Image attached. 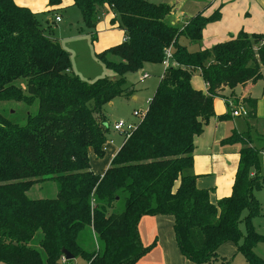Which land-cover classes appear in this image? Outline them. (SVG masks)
Returning <instances> with one entry per match:
<instances>
[{
  "label": "trees",
  "instance_id": "16d2710c",
  "mask_svg": "<svg viewBox=\"0 0 264 264\" xmlns=\"http://www.w3.org/2000/svg\"><path fill=\"white\" fill-rule=\"evenodd\" d=\"M47 1L49 14L62 3ZM72 1L92 30L100 11L110 9L112 23L128 38L96 55L117 80L86 82L71 75L70 55L38 15L15 0H0V104L39 103L37 114L24 125L0 115V264H75L78 259L137 264L154 247L141 242L139 224L145 216L174 218L178 248L194 264H230L218 255L227 243L236 245L248 264H264L254 251L264 236L252 225L261 214L255 193L264 189V175L261 151L252 147L250 132H233L223 141L242 146L230 197L215 204L209 191L198 189L197 177L183 175L194 166L195 138L215 116V98L236 100L235 88L264 80V35L241 31L192 53L181 38L200 45L205 27L221 19L220 10L209 18L198 14L178 29L166 22L174 10L169 5ZM168 48L178 66L164 70L143 121L107 171L94 173L89 151L103 159L109 131L104 107L132 97L125 76L146 64L162 65ZM196 73L207 84V93L193 88ZM22 83L26 91L18 86ZM226 89L230 97L223 96ZM243 102L248 118L256 119L259 100ZM44 182L57 186L56 198L29 199L27 193ZM121 199L124 210L119 213ZM63 250L74 260L64 262Z\"/></svg>",
  "mask_w": 264,
  "mask_h": 264
},
{
  "label": "rangeland",
  "instance_id": "374dc122",
  "mask_svg": "<svg viewBox=\"0 0 264 264\" xmlns=\"http://www.w3.org/2000/svg\"><path fill=\"white\" fill-rule=\"evenodd\" d=\"M23 1H26L22 2L27 5L25 6V8L38 15V19L42 22L45 28L47 27V32L53 31L52 35H54V39H56L60 43L61 47L70 55L71 75L77 76L81 80L86 82H95L97 80L102 79L114 81L119 78V76L113 70L108 69L96 57L97 54L102 53L111 47L119 45V42L122 41L124 37V32L119 29L118 24L115 22L112 23L113 19H115V16L110 11V9L105 8V10L102 9L100 11L97 27L95 30H92L83 21V17L80 10L77 7L73 6L72 0H61V6L57 9L56 12L51 14L47 13L50 10V6L47 0ZM146 1L155 5L164 3V0ZM178 4V13H195L194 3H191L188 0H183L181 4ZM247 5L248 2L243 1L241 7H246ZM239 9L243 10L242 8ZM58 16H60V18L62 19V22L60 23H57L54 20L55 17ZM171 20L172 18H170L169 16L166 19V22L170 23ZM245 20L241 23H238V21L234 20L233 23L229 25V27H231V30L236 29L234 31L236 32L238 28L242 25L240 30L244 29V31L249 33L264 34V23L263 20L259 19L258 16L254 17L253 20ZM50 21L53 23H50ZM188 24L189 21L187 23L185 22L182 26L180 24H176V26L178 29H181L185 28V26ZM223 29L224 28L219 30L220 32L218 36L220 38H222L223 36ZM233 34L236 35L237 33ZM208 37L209 35L206 36L205 44H208L209 47L213 46V43L211 41L213 39V36L210 38ZM220 40L222 39H218L217 42H219ZM181 43L185 44L189 48V51L192 53L202 50L203 43H201L200 45H196L198 47H193V45H190L188 43L186 38H181ZM108 58L113 62H120L117 57L109 56ZM147 65L149 66L144 71H140L137 73H129L125 76L127 85L133 88L134 90V95L128 99L118 98L112 101L111 103L107 104L103 109L104 115L107 117L109 125V131L106 135L107 142H115L116 145L114 146H117L118 142L124 140V137H122V135L114 131V124L120 121H124L127 124H139L141 118L135 117L134 113L139 112L145 114L149 108V99L152 98L155 94L153 93V88L158 78V76H156L155 74L157 72L163 71L164 66L152 64ZM145 73H147L148 75L147 78H145ZM262 82L264 81L259 82L257 84V87L252 91L254 93V96L262 95L264 89V84ZM194 83L196 86H198L200 84V80L195 79ZM18 86H20L23 91H26V85L24 83L19 84ZM135 97L138 98L137 101L134 100ZM236 100H238V102L241 101H239V99ZM238 102L237 104L239 105L240 103ZM38 106V101H34L30 105H27L25 103L4 102L0 104V115L4 119L13 121L14 123L20 125H24L27 122L28 116L31 117L37 114ZM227 121L230 122L229 120ZM231 121L236 122L238 130H240L239 133L242 134L245 132H250L253 141L252 147H257L261 151L259 159L262 166V174L264 175V115L256 119L240 117L234 118V120ZM103 159H99V162L92 161L91 164L96 166V163H102ZM56 196L57 186L53 182H44L41 184H37L27 193V197L32 200L54 199L56 198ZM255 196L260 203L261 214L259 217H256L253 220L252 225L259 235L264 236V189L256 191ZM116 209L119 213L123 212V199H121L117 203ZM246 215L247 213L244 214V216ZM241 229L244 232L246 230L243 224L241 226ZM40 237L41 233H39L32 242L34 246L38 245V240ZM90 248L91 247H88V249ZM235 248L236 254H234L233 256L229 255L230 253L229 251H227V248H224L222 253H219V248L218 255L220 256V258L227 260L230 264H248L245 256L238 251L237 247ZM254 251L258 257L264 260V242L257 244ZM186 262L190 261L186 260Z\"/></svg>",
  "mask_w": 264,
  "mask_h": 264
},
{
  "label": "crops",
  "instance_id": "0c3cea01",
  "mask_svg": "<svg viewBox=\"0 0 264 264\" xmlns=\"http://www.w3.org/2000/svg\"><path fill=\"white\" fill-rule=\"evenodd\" d=\"M182 1L183 0H164V3H161L174 7V10L170 15L172 20L170 23H167L172 27L177 28L176 24H180L182 26L185 22L187 23L198 14H203L204 17L209 18L218 10H220L221 19L217 22L209 23L203 31L202 50L210 49L217 44L227 42L232 36H237L241 31H244V29L240 30L242 25L236 32H234L236 29L231 30L229 25H231L234 20L238 21V23H241L244 22L245 19V21H248V19L253 20L254 17L258 16L259 19L263 20L264 23V0H188L189 2L195 4V13L191 12V14L181 12L178 13L177 5H179L178 3L181 4ZM243 1L248 2L246 7H241ZM22 2L26 1L15 0V3L18 6H27ZM239 8H242L243 10H240ZM222 28H224L223 36L220 38L218 34L220 32L219 30ZM233 33L237 34L235 35ZM246 33L260 34L249 32ZM207 35H209L208 38L213 36V39L211 40L213 46L209 47L208 44H205ZM218 39L222 40L217 42ZM124 41L125 35L123 40L119 43ZM193 47L198 46L195 45ZM148 66L149 65L146 64L141 71L147 69ZM164 70L165 69L155 74L158 76V78L153 88V93L156 92V88L160 84ZM145 74L147 75V73ZM195 79L200 80V84L198 86H196L194 83ZM262 83L264 84V82ZM257 84H249L245 87L238 86L235 88L234 92L236 96L235 98L239 100H244L245 98L249 97L259 100L257 110V118H259L264 115V95L262 92L261 96H254L252 91L257 87ZM192 86L198 91H203L204 93L208 92V86L199 73L194 75L192 79ZM222 94L224 97H230L231 90L226 89L222 92ZM152 98H150L149 101ZM134 100L137 101L138 98L135 97ZM214 111L215 116L205 126L204 133L201 136L195 138L194 166L193 168L184 171L183 175L197 177L198 189L209 191L211 193V201L216 204L217 201L223 198H228L232 195L235 176L241 160L240 151L242 146L240 144L228 145L224 144L223 142L230 138L233 132L239 133L240 131L238 130L236 122L231 121L234 120V117H232V114L225 102V98H215ZM225 116L229 117L227 120L230 122L221 119V117ZM122 137L124 136L122 135ZM124 142L125 138L123 141L118 142L117 146H114L116 145L115 142H107L104 147L106 155L105 158L102 160V163H96V166L91 164L92 171L99 175L104 174L110 167L114 157L120 151ZM89 157L90 163L92 161H100L95 156L93 150L89 151ZM174 223V218L168 216H145L142 218L139 224L141 242L144 247H154L137 264H193L191 262H186L185 258L180 253L174 233ZM235 247L236 246L234 244L227 243L219 249V253H222L223 249L227 248V251L230 253L229 255L233 256L236 254ZM80 260L81 259L76 260L75 264H88L87 262Z\"/></svg>",
  "mask_w": 264,
  "mask_h": 264
},
{
  "label": "built area",
  "instance_id": "2783aa9c",
  "mask_svg": "<svg viewBox=\"0 0 264 264\" xmlns=\"http://www.w3.org/2000/svg\"><path fill=\"white\" fill-rule=\"evenodd\" d=\"M55 21L57 23H60L61 22L60 16L55 17ZM125 41H128V38H125ZM165 57L166 58L162 64L164 66L165 70L170 68V67H177L178 66V64L174 61L172 49L166 50ZM147 77H148V75H145V78H147ZM225 102H226L228 108L230 109L232 117H234V118L249 117V110L247 109V106L244 104V102L242 100L240 102H238V100H235V99H227V100H225ZM237 102L240 104L238 105ZM134 115H135V117L141 118V121H140V123H141L143 121L146 113L144 114V113L135 112ZM139 124H137V125L127 124L124 121H120V122L114 124L113 129L115 132H118L119 134L123 135L125 139H127L132 135V133L136 130V128ZM64 262H65V259H64Z\"/></svg>",
  "mask_w": 264,
  "mask_h": 264
},
{
  "label": "water",
  "instance_id": "95a60500",
  "mask_svg": "<svg viewBox=\"0 0 264 264\" xmlns=\"http://www.w3.org/2000/svg\"><path fill=\"white\" fill-rule=\"evenodd\" d=\"M63 255H64L65 261H72V260H74V256L71 255L67 250H63Z\"/></svg>",
  "mask_w": 264,
  "mask_h": 264
}]
</instances>
